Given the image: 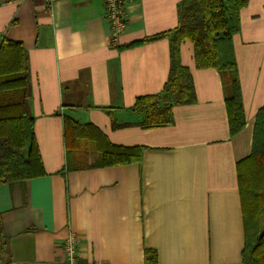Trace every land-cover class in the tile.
I'll return each mask as SVG.
<instances>
[{
  "label": "crops",
  "instance_id": "crops-1",
  "mask_svg": "<svg viewBox=\"0 0 264 264\" xmlns=\"http://www.w3.org/2000/svg\"><path fill=\"white\" fill-rule=\"evenodd\" d=\"M181 1L126 0L127 29L112 47L104 0H0V42L28 51L29 113L46 172L0 185V232L11 264H64L71 232L80 238L77 264H146L147 250L157 253V264H242L238 163L252 153L264 108V0L241 10L233 36L241 132L231 136L221 73L196 67L189 40L180 56L196 103L175 106L170 126L112 125V117L138 123L137 99L164 90L170 38L124 47L175 30ZM66 114L92 123L113 144L142 147L140 163L68 171Z\"/></svg>",
  "mask_w": 264,
  "mask_h": 264
},
{
  "label": "trees",
  "instance_id": "trees-1",
  "mask_svg": "<svg viewBox=\"0 0 264 264\" xmlns=\"http://www.w3.org/2000/svg\"><path fill=\"white\" fill-rule=\"evenodd\" d=\"M250 0H182L179 24L172 32L145 38L137 47L169 37L170 72L164 90L137 99L133 111L141 115L136 124L117 123L113 129L132 125L153 129L173 125L174 107L197 101L193 76L181 63L184 40L194 45L198 69L218 70L224 82L225 103L231 136L246 125L243 95L233 36L241 30V10ZM29 58L19 42H0V185L22 183L46 174L35 134V119L29 113ZM67 169L82 170L140 163L142 147L113 144L92 123L83 124L63 116ZM98 157L95 161L93 155ZM92 161V162H91ZM238 182L245 221L246 241L242 264H264V108L256 119L251 155L238 163ZM146 264H157L155 251L147 250ZM0 260L12 263L9 240L0 232Z\"/></svg>",
  "mask_w": 264,
  "mask_h": 264
},
{
  "label": "built area",
  "instance_id": "built-area-1",
  "mask_svg": "<svg viewBox=\"0 0 264 264\" xmlns=\"http://www.w3.org/2000/svg\"><path fill=\"white\" fill-rule=\"evenodd\" d=\"M52 6L56 0H47ZM106 8V18L110 23V43L112 47L120 46V38L127 29L126 0H104ZM80 238L71 232L63 247L64 264H77L78 244Z\"/></svg>",
  "mask_w": 264,
  "mask_h": 264
},
{
  "label": "rangeland",
  "instance_id": "rangeland-1",
  "mask_svg": "<svg viewBox=\"0 0 264 264\" xmlns=\"http://www.w3.org/2000/svg\"><path fill=\"white\" fill-rule=\"evenodd\" d=\"M93 159H91L92 161L94 160L95 161V159H96V157H98V154H96V152L94 153V155H93ZM264 220V219H263ZM264 222V221H263ZM262 231H264V223L262 224Z\"/></svg>",
  "mask_w": 264,
  "mask_h": 264
}]
</instances>
